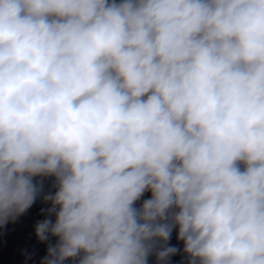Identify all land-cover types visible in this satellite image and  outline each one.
<instances>
[{
  "label": "clouds",
  "instance_id": "1",
  "mask_svg": "<svg viewBox=\"0 0 264 264\" xmlns=\"http://www.w3.org/2000/svg\"><path fill=\"white\" fill-rule=\"evenodd\" d=\"M45 178L41 264H264V0H0V229Z\"/></svg>",
  "mask_w": 264,
  "mask_h": 264
}]
</instances>
